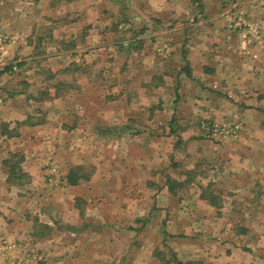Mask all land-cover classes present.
<instances>
[{
  "label": "rangeland",
  "instance_id": "1",
  "mask_svg": "<svg viewBox=\"0 0 264 264\" xmlns=\"http://www.w3.org/2000/svg\"><path fill=\"white\" fill-rule=\"evenodd\" d=\"M145 1L0 0V33L11 37L5 59L8 64L25 62L22 67L15 66L12 71L0 73V121L15 122L12 125L17 124L19 138L41 147H37L33 154L37 158L35 161L31 163L27 157V162L24 158L21 164L30 175V181L25 185H8L4 170H0V264H156V258H160L159 263L162 264L163 258L170 259L165 248L169 245H161L165 240L161 239L159 225L155 223L148 224L138 233L126 226L110 230V227L102 229L91 222L85 224L76 220L80 230L102 231L103 239H106L103 243L94 237L85 241L70 228L73 214L68 211L69 186L63 179L68 167L81 162L92 175L95 163H103L107 167L112 163L114 166L120 157H116L115 147L104 139L124 132L113 129L116 134L103 133L105 127L112 129L133 124L139 126L135 128L140 131H147L148 123L152 121L156 138H165L162 150L167 149L164 160L171 156L168 161L166 159L168 165L175 158H183V153L185 167L197 155L203 156L198 166L201 179L194 178L187 186L193 182L192 187H195L197 179L208 183L209 165L213 160L215 162L217 155H244L237 159L245 168L232 163L230 169L235 165L237 170L247 171V167L252 169V165L264 164V146L259 143L264 139V0H225L221 7V22L217 25L228 31L234 50L229 55L232 74L225 78L231 80L229 83L223 80L216 95L222 104L221 123L217 124H209L202 116L187 117L185 112L191 104L200 103L197 100L207 101L210 96L195 99L192 95L201 88L188 80L181 83L177 73L187 72L185 57L188 50L185 47L199 36V32H192L193 29L186 30L201 20L196 13L199 6L183 8L180 14L183 10L189 13L184 12L182 17L175 12L177 0H170V10L154 17L147 12ZM162 6L161 2L157 3L159 10ZM186 23L188 26H184ZM211 25L216 26L215 22ZM141 28L142 34L135 37L133 30ZM133 39H140L137 48L128 44ZM68 40L75 42L74 48L64 49L69 45ZM65 68L68 70L64 71ZM53 85H58V90ZM250 87L251 92L247 90ZM181 90L183 97L179 95L178 101H174L175 94ZM16 91H22L24 98L11 97ZM261 93L262 98L259 99ZM34 97L42 100L35 102ZM10 98L14 100L11 102ZM249 103L260 105L259 110L247 112ZM132 107L141 112L140 117L133 121L128 116ZM232 109L235 111L231 112ZM15 113L22 116L24 122H45L47 129L33 132L26 127L28 124H19ZM171 115H175V123L178 115L180 120L186 119L185 127H188L187 130L175 128L172 137L166 135ZM219 126L221 130L213 131ZM181 133L189 138L191 144L180 147L175 153L173 144L181 139ZM15 137L4 139L8 142L5 151L11 141V145L18 143L19 139ZM249 138L255 146L243 142ZM125 145L131 147L133 143L127 141ZM20 146L21 150L13 147L14 151L22 153L26 149L21 140L17 148ZM158 146L156 149L160 153L162 150H158ZM121 148L125 150L124 146ZM4 150L0 149L1 169H5L1 162L6 155ZM121 157L126 160V153ZM207 157L215 158H211V162L204 161ZM162 163H155L156 172ZM183 166L167 170L177 172ZM33 169L37 170V176L32 174ZM224 170L229 171V166L216 171L220 172L217 175L220 178L212 181L214 189H221L218 214L226 225L222 229L230 226L231 234H235L239 227H244L243 238H233V243L263 254L264 177L260 178L262 174L258 176L257 185L247 184L243 177L231 180L228 174L223 173ZM155 181L161 183L163 179L157 176ZM113 184L116 186L120 182L115 179ZM35 221L47 223L52 229L44 237L34 239L31 232ZM7 228L10 233L5 232ZM173 229L191 234L200 231L199 227L192 226ZM219 229L221 231V227ZM202 233H209V229L203 228ZM77 238L78 246H74L73 240ZM142 239L145 247L147 240L154 242L151 250L155 253V261H149L147 249L142 248L138 255V250H132L133 246L141 248ZM170 240L166 239L169 243ZM104 245L106 249L103 250ZM101 248L102 252L99 251Z\"/></svg>",
  "mask_w": 264,
  "mask_h": 264
},
{
  "label": "crops",
  "instance_id": "2",
  "mask_svg": "<svg viewBox=\"0 0 264 264\" xmlns=\"http://www.w3.org/2000/svg\"><path fill=\"white\" fill-rule=\"evenodd\" d=\"M224 1L225 0H210L209 2L208 0H204L199 3V0H177L176 6L178 4V8H175V12L178 15L182 9L187 8L188 5L189 7L191 6L190 9L194 7L193 5L195 4L199 6V10L196 13H198V17H200L201 20H197L198 17L196 16V26L189 28L187 23L184 25L188 26V29H186L188 31L193 29V33H195V31L199 32L197 40L190 41L185 47V50H188L187 56L185 57V65L187 64L189 67L188 69L190 75L181 71H178L177 73H179V80H181V83H185L187 82L186 80H188L189 82L196 83V86L201 88L200 90L197 89V91H195L192 95L193 97L195 96V99H198L201 96H205V98L210 96V99L207 101L206 99L197 100V102L200 103H197L195 106L191 104L188 111L185 112L187 117L202 116V118L207 120L209 124H217L220 122L219 119H221L220 114L222 104L220 105L216 95L221 87L220 83L223 84V80H227L229 83V80L231 79L225 78L232 74L229 71V55H231V51H233L234 48L229 42L228 31L217 25L221 22V7L223 6ZM158 2L163 4L161 10L157 7ZM228 2H232V0H228ZM145 3H147V12L150 16L154 17H160L167 12V9L170 10L171 8L170 0H146ZM163 11L164 13H162ZM183 11L185 14L189 13L188 11ZM184 12L180 14L182 17ZM213 22H215L218 27L211 25ZM233 82H236V80ZM202 88L206 91L202 90ZM249 89L247 90L251 92L252 88L250 87ZM180 92L181 93L178 94L182 98L183 90ZM23 95L22 91H16L11 94V97L18 99L23 97ZM258 98H262V93L258 96ZM9 100L12 102L14 99L10 98ZM255 101L257 102V100ZM259 106L257 103H249L247 104V112H256L257 109L260 108ZM234 111L235 109H232L231 112ZM130 112L131 113L128 116L132 118L131 121H133L135 117H140L139 114H141V112L137 107H132ZM181 113H183V111H181ZM185 113L182 115H185ZM16 117L19 124L24 125L25 122L23 120L25 119H23L22 116L18 117L16 115ZM177 118L179 119L180 116L178 115ZM178 119H176L177 123H175L174 128L187 130L188 127H185L186 119ZM8 122L10 123V128L15 126L12 125L13 123L15 124V122ZM151 122L152 121H149L148 127H146L148 128L147 131L141 130L143 131L141 132L140 129H136L139 128V126L127 124V133L124 132L104 139L106 143L115 147L114 153L116 157L120 156L117 157L114 162V166H112V163L109 164V167L103 163H95L96 168L89 180L80 181L77 185H68L65 183L69 186L68 193H70V195L68 199V211L73 214L71 222L72 225H70V227H72L71 229H73V233L76 236H83L85 241L94 237L103 243V241L106 242V239H103L105 237L101 234L102 231L98 232V230H90L88 228L80 230L79 225H76V220H80L82 222L84 221L85 224L87 222H91L99 227H102V229H108L110 227V230L112 227L118 230L126 226L130 229V231H136L138 233L141 232L144 227L148 226V224L153 225L155 223L159 225V232L162 236L161 239L165 240L161 245H166V243L169 245L165 246L170 255V257L168 256L167 258H171V255H174L180 261H198L201 262V264H264V253L258 254L256 252H251L250 250H246L245 248L239 247L233 243L234 239L243 238L242 233L237 232L235 234H231L232 229L229 228L230 226L222 229V227L226 225L225 222H221V218L218 214L221 207L213 206L206 200L200 198L199 194L201 192V185L205 186L207 184L204 183V179L202 181L197 179L195 187H192V184L194 183L191 182V186H187L188 184H185L184 186L177 188L175 191H171L167 184H165L164 179L167 176L184 181L187 173L193 169L195 170L194 177L201 179L200 176L202 174L198 171V166L199 159H203L204 157H200V155H197L195 159L193 157L194 160L189 162L185 167L183 166V162H185V160H183L185 157L183 153V158H175L173 163H169L168 165L166 159L168 161L171 156L165 160L163 159L165 158L164 154L167 151L166 148L162 150L165 138H156L154 134L155 125H151ZM25 124H28L26 127L33 132H39L41 129H47V124L42 121H28ZM167 125L169 131L166 135L169 134L172 137L173 132L170 133L171 124L168 122ZM19 134L20 133L18 132V135H16L19 139L18 143H16V141L13 145H11V141L7 151L4 150V147L8 144V142L4 139L8 137L1 136L0 146L1 144L2 146L0 149L1 151L3 149L7 155L10 151H14V148H21V146L17 148L21 140L23 146L25 145L24 148L26 147L24 151L22 150L25 163L28 158L32 163V161L37 159L35 158V155L33 157V154L36 153L35 150L41 147L34 142L27 143L26 140L19 138ZM129 135L133 136L132 139ZM179 136H181L179 138H181L180 140L182 141L180 142L178 139L179 144H177V146L173 144V148L171 144L170 152L172 148L175 153H177V151L180 150V147L191 144L189 142V138L187 139L183 136V133ZM127 141H131L133 146H126L125 144ZM243 142L247 145L255 146L254 142L250 138L247 140L243 139ZM259 143L264 146V139H260ZM157 145L160 146H158V150H162V152L159 153V151H157ZM120 146H124L125 150ZM122 153H126L130 160H127V157L126 160H123V157H121ZM6 155H4L2 159H4ZM240 155L241 154H222L220 156L217 155L216 158L207 157L208 159H204V161L211 162V160H213L211 158H215L216 162L215 163L213 160L211 162L212 164L209 165L210 170H208L209 172L206 176L208 182L215 181V178H220L217 176L220 172L217 173L216 171L222 169L226 165L227 169L229 166V171L224 170L223 173L228 174L227 176L231 180L243 177L244 179H247V184L248 182H252L251 184L257 185L258 176L262 174L260 178L264 177V164L256 166L250 163V165H252V169L247 167V171L241 169L237 170V167L235 166L236 163L240 168L244 167V165L240 163V159L244 155ZM158 161L160 164L163 162V166L156 172L157 165H155V163ZM232 163L235 165H232L233 168L230 169V165ZM77 164L82 163H73V165ZM257 164H259V162H257ZM176 166L177 168L179 166H183V169L177 172L167 170V168L171 169V167ZM23 168L26 169L25 165ZM0 170H4L3 172L6 177L5 169L0 168ZM31 173L32 172H30V174ZM32 174L37 176V170L33 169ZM157 176L160 177V180L163 179V182L158 183L159 181H155ZM203 176L205 175L203 174ZM224 178H226V175ZM115 179L117 180V183L120 182V184L115 186L113 184ZM260 184L262 185L261 182ZM79 203L80 205L82 204V206H80ZM74 217H77L78 219H74ZM227 222L228 221H226V224ZM176 226L199 227L200 231L193 234L187 233L186 231L183 233L180 231L175 232L174 229L172 230V227L174 228ZM219 227H221V231ZM203 228L209 229V233H202ZM4 230L5 232L10 233L8 228ZM170 238L171 240L169 243L166 239ZM78 239L79 238L73 240L75 241L74 246H78ZM110 239H113V237ZM141 241L143 243L141 248L140 246L139 248L138 246H133L134 248L132 250H138V255L139 250L142 248H144V250L147 249L149 261H155V253L151 250L154 242L147 240V247H145V240L142 239ZM205 242L206 244H204ZM104 249H106V245L103 246V250ZM99 251L102 252V248L99 249ZM162 258L163 257H161V259ZM136 259H139V256H137ZM156 260L158 262L156 264H160V258H156ZM163 260L164 262L162 264H174L169 261L170 259H166L168 262H166L164 258ZM136 264L141 263L136 262Z\"/></svg>",
  "mask_w": 264,
  "mask_h": 264
},
{
  "label": "trees",
  "instance_id": "3",
  "mask_svg": "<svg viewBox=\"0 0 264 264\" xmlns=\"http://www.w3.org/2000/svg\"><path fill=\"white\" fill-rule=\"evenodd\" d=\"M142 32H143V28L138 29V30H133V34L135 37L142 34ZM133 40L130 41L128 44L133 45L134 48H137V46H138L137 44L140 43V39H135L134 41ZM67 42L69 43V45H65L64 49L74 48L73 43H75V42L71 41V43H70L69 40ZM24 64H25L24 61H19L18 63H11L5 67V70L12 71V68L14 65L18 66V67H22ZM73 65L75 67L78 66L76 64H73ZM185 69L187 71L185 73L190 75L188 67L185 66ZM63 70L66 71L68 69L65 68ZM58 85H60V83ZM58 85H53V87L58 90ZM55 95L58 96L59 95L58 92H56ZM33 99L35 102H39L42 100L41 97H37V98L34 97ZM178 99H179V94L177 92L175 94L174 101H178ZM174 116L175 115H171V118L169 120V123L171 124L170 133L176 132V129L174 128V125H175ZM38 122H40V121H38ZM25 123H26V121H25ZM9 124L10 123H7L5 121H3V122L0 121V126L2 128L0 131L1 132L0 135L6 136V137H12V136L18 135L17 124L12 128H10ZM113 129H115V130L121 129L120 131L126 132L128 130V126L127 125H124L123 127L115 126L112 129L109 127H105L103 133L109 132L110 134H116V132H114ZM178 143L179 142L177 141L175 143V146H177ZM23 161H24V155L20 151H16V150L10 151L8 153V155L4 159H2V166H3V168H5V172H6L5 181L8 185L21 187L30 181L29 173L24 171V169L22 168L21 164ZM194 176H195V170L193 169L187 173L186 178H185L186 181L185 180L180 181V180H177V179L170 177V176H167L164 180H165V184H167L169 189L171 191H175L177 188L184 186L189 181H193L195 178ZM90 177H91V171L87 170V167L85 165L77 164V165H72V166L68 167L65 175L63 176V179H64L65 183L68 185H77L80 181L89 180ZM212 183H213L212 181H209L205 186L201 185V192L199 194L200 198L206 200L207 202H209L213 206L221 207L220 196H219V192L221 189H218V190L214 189V186H212L213 185ZM0 215H1V212H0ZM70 228H72V227H70ZM51 229H52L51 226L48 225L47 223H40L38 221H35L34 226H33V230L31 232V236L34 237V239L42 238L47 233H49V231ZM238 230H239V231H237L238 233L239 232L242 233L246 229L244 227H239ZM165 261L168 262L167 260H165ZM169 261L173 262L174 264H201V262H198V261L183 262V261L178 260L174 255H171V258Z\"/></svg>",
  "mask_w": 264,
  "mask_h": 264
},
{
  "label": "built area",
  "instance_id": "4",
  "mask_svg": "<svg viewBox=\"0 0 264 264\" xmlns=\"http://www.w3.org/2000/svg\"><path fill=\"white\" fill-rule=\"evenodd\" d=\"M11 37L4 33H0V73L5 70V67L8 65L6 59H5V50L10 43ZM12 69H15V65ZM218 126V125H216ZM222 126V125H221ZM221 126L215 127L213 131L221 130Z\"/></svg>",
  "mask_w": 264,
  "mask_h": 264
}]
</instances>
